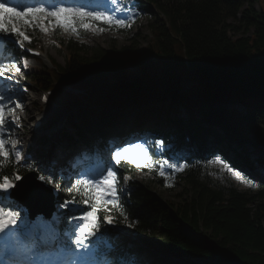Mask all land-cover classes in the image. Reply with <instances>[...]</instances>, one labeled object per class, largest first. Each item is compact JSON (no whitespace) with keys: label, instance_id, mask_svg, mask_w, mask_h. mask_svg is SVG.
<instances>
[{"label":"trees","instance_id":"obj_1","mask_svg":"<svg viewBox=\"0 0 264 264\" xmlns=\"http://www.w3.org/2000/svg\"><path fill=\"white\" fill-rule=\"evenodd\" d=\"M141 3L156 10L158 17L149 23L153 37L143 49L138 72L122 69L123 62L112 54L136 53L131 46H123L127 51L112 46V51L70 38L63 41L70 49L64 65L55 60L51 67L31 65L27 74L43 87L63 80L83 88V93L71 94L68 107L99 105L80 129L84 139H88L86 128L102 138L105 127L121 116L118 110H128L140 123L189 122L198 141L193 161L197 165L180 176L181 201L164 199L149 183L133 181L130 192L121 198L123 208L111 209L113 219L131 224L146 237L161 254L162 264H264V183L256 191L226 186L213 181L201 167L215 154L246 167L248 161L240 162L245 158L240 149L243 136L247 132L255 138L264 136V0ZM241 13L239 24L231 21ZM242 28L248 32L231 34ZM80 31L83 37L86 31ZM102 61L118 71L108 73ZM151 131L161 133L158 128ZM259 142L264 144V138ZM21 168L25 169L12 156L0 172L11 176ZM133 169L129 162L119 168L122 177ZM55 175L61 196L81 198L66 192L71 181L59 170ZM106 213L102 212V222ZM106 228V235L117 241L110 253L118 261L124 255L128 262L135 258V264H146L135 254L140 253L138 247L127 245L130 239Z\"/></svg>","mask_w":264,"mask_h":264},{"label":"snow or ice","instance_id":"obj_2","mask_svg":"<svg viewBox=\"0 0 264 264\" xmlns=\"http://www.w3.org/2000/svg\"><path fill=\"white\" fill-rule=\"evenodd\" d=\"M110 2L117 11L125 10L118 0H110ZM21 7L23 11L19 10ZM99 24L130 27L128 19L118 18L114 12L89 9L68 0H47V2L36 0L32 4L16 6H11V0H2L0 2V80H6L9 84L18 83L15 74L21 72L20 64L14 55L10 53L5 56L4 53L8 44L23 51L24 43L31 42L25 28H38L47 33L50 26L52 30L59 28L79 35L80 29L103 31L98 27ZM24 67H27L26 60ZM17 108L23 109L20 101L12 100L11 93L6 89L0 91V169L9 162L13 153L17 162L23 158L22 149H16L19 141L11 139L12 126L19 118L10 117V113ZM111 161L103 168L98 164L90 165L66 187L67 193H76L81 198L77 200L73 197L60 205L62 209H68L69 205H73L72 210L79 213L69 217L70 227L63 234L50 224L41 221L32 223L28 218L27 210L19 207L12 196L11 190L15 188V182L22 177L16 174L9 178L0 172V194H2L0 195V240L3 241V253L8 257L0 261V264H34L38 257H43L49 250L61 253L62 258L40 259L39 264H91L90 257L100 254L99 247L104 242L105 232L108 231L105 225L114 223L110 214L101 222L98 215L100 208L106 205L105 210L109 213L113 207L123 208L124 202L121 197L127 195L120 183L119 169L116 166L120 165L121 161L130 162L137 169L153 166L149 147L143 143H128L115 147L111 152ZM164 165L175 171H182L186 167L164 161L159 173L161 176L167 175L163 170ZM25 167L32 170L30 164H26ZM38 179L49 184L54 183L52 175L41 174ZM123 179L127 180L128 177ZM55 187L59 190L60 184L55 182ZM82 205L87 207H81ZM56 219L59 220V217ZM20 254L26 259H20Z\"/></svg>","mask_w":264,"mask_h":264},{"label":"rangeland","instance_id":"obj_3","mask_svg":"<svg viewBox=\"0 0 264 264\" xmlns=\"http://www.w3.org/2000/svg\"><path fill=\"white\" fill-rule=\"evenodd\" d=\"M151 11L153 12L152 17H158V13H156L154 9ZM148 15H150V13L146 11L143 13L141 12V16H139L136 24L130 27H120L111 30L107 27H102L101 25H99L98 27L103 29V31H87L86 36L84 38H78L76 34L62 31L59 28L52 30L50 26V30L47 33L42 32L37 28L38 32H35L34 34H37L42 37L43 44L49 43L47 42L49 38L53 39L52 48L51 51H49V54L51 57H53L55 61L61 64H65L68 57V50L61 44L62 39L66 41L70 38L79 40L81 39L92 45H102L112 51V46L115 47L116 50L124 51H127L129 48L124 49L123 46H131L133 51L136 53L125 54L123 52L115 51L114 55L118 57L120 61L123 62L122 69L126 68L128 71L133 70V72L136 73L139 71L140 68V60L143 56L142 53L144 52L143 49L153 37V33L149 26L151 19ZM241 17L242 13L239 14V17L237 19H232L231 21H233L235 24H239L241 21ZM26 32L27 34L29 33L28 31ZM246 32L248 31H245V29L242 28V30L238 33L231 31V34L233 36H241ZM31 62L37 63V61ZM18 63L21 67V72L15 74V78L18 83L9 84V82L6 80H0V91H4L6 89L9 93H11L12 100L18 99L23 105L22 110L20 108H17L14 112L10 113V117L14 116L19 118L12 126L11 131V139L19 141V143L16 144V149H22L23 158L19 162H21L22 164H28L29 162H37L38 165L41 166L44 164L45 157L47 155V144L45 148L39 150L40 146L34 144L36 140L34 138H32V140H29V138H27L31 137L30 130L32 122L37 116L41 114H43L49 121L53 119H58L62 121L65 120V118L70 117L65 105L67 100L71 97L70 94L74 93L75 90L71 87L65 88L64 85L60 84V86H58L57 88L58 92L55 103L53 101L51 103L52 105L42 107L40 106L39 102L35 103V101L39 99V92H23V88L25 87L22 86L24 84H28L29 79L25 75L26 72L22 70L24 60H20ZM107 71L109 73L114 74L118 71V69L116 67H110L107 69ZM22 137H25L26 140L21 139ZM263 138V135L260 136V138H255L252 132H247L243 136V139L245 141L243 142V147H240V149H242L245 153V158H241L240 162L253 161L255 166L257 164H261L260 159H264V144H261L259 141H261V139ZM28 146H30V148H28ZM66 149L68 148L66 147ZM64 150L65 149H63V151ZM181 154V151L177 152L176 157L172 160H158L152 158L153 166L151 168L144 167L141 169H135L133 172L125 176L128 177V179L123 181V189L126 192L130 191V184L133 180L147 182L154 188L155 192L160 193V195L163 196L164 199L172 200L175 203H178L179 201H181V198L178 196V193L183 187V184L180 183L182 182V180L178 178L177 181H173V184H170L169 182H167V180L166 183H163L162 179L164 176H161L159 173L161 170V164L164 161H169L170 163L177 165V163L181 161ZM87 156L88 155H86V157ZM230 156H233L232 152H230ZM93 157L98 158L96 157V155H93ZM98 162H100V159L98 160ZM66 163H69V160H67ZM141 163H143V161H141ZM183 165H186V163ZM207 166L211 177L219 183H222L224 185H230L231 183H233L234 185L240 188L249 189L252 191L257 190L258 188L259 181L251 179L252 176L248 172L234 167L230 162L223 159L222 157H215L211 159L207 163ZM261 167L263 166L261 165ZM163 170L166 172V174L170 172V168H168L167 165H164ZM259 170H261V168H259ZM174 175L175 174L172 171L167 174L165 178L173 180ZM262 176L264 177V175ZM263 177H260V179H263ZM130 226L131 225H125L123 226V228L130 230L132 228Z\"/></svg>","mask_w":264,"mask_h":264},{"label":"water","instance_id":"obj_4","mask_svg":"<svg viewBox=\"0 0 264 264\" xmlns=\"http://www.w3.org/2000/svg\"><path fill=\"white\" fill-rule=\"evenodd\" d=\"M128 53H131V52L129 51V52H127V54H128ZM112 54L114 55V53H112ZM114 57H115L116 59H119V58H118V57H116L115 55H114ZM103 62H104V61H102V64H104V63H105V62H104V63H103ZM104 65L108 66V67H103V68H104V70H107L108 68H110V67H109V66H110L109 64L105 63ZM125 69H126V68H125ZM139 69H140V68H139ZM127 71H128V70H127ZM108 73H109V72H108ZM111 74H112V73H111ZM28 203H29V201H28Z\"/></svg>","mask_w":264,"mask_h":264},{"label":"bare ground","instance_id":"obj_5","mask_svg":"<svg viewBox=\"0 0 264 264\" xmlns=\"http://www.w3.org/2000/svg\"><path fill=\"white\" fill-rule=\"evenodd\" d=\"M63 149H65V150L63 151L64 154L67 153L68 150H69V149H66V147H64Z\"/></svg>","mask_w":264,"mask_h":264}]
</instances>
